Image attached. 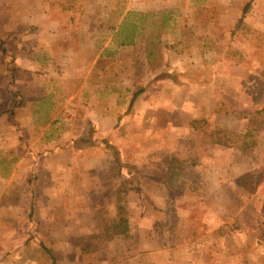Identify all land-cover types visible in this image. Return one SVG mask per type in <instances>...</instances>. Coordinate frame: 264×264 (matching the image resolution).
<instances>
[{"label":"crops","instance_id":"1","mask_svg":"<svg viewBox=\"0 0 264 264\" xmlns=\"http://www.w3.org/2000/svg\"><path fill=\"white\" fill-rule=\"evenodd\" d=\"M123 1L128 4L124 13L136 9L145 12L144 9L156 3L163 13L167 9L193 8L204 10V15L193 16L186 23L185 18H179L176 33L156 34L152 31L141 35L145 37L143 40L125 35L124 40L116 41L115 36L120 32L116 27L112 39L105 43L109 21L105 19L107 17L112 20L109 23L116 24V0H84L82 13L89 27L74 28L70 38L60 28L59 4L50 6L47 3V8H43L47 11L44 18L33 23L55 25L56 38L53 32L38 34L40 54L35 57V62L40 65L47 59L51 63L55 59L61 66V74H56V80L49 77L38 82L33 78V84H57L54 103L58 107L70 105L80 111V115L73 117V122L86 126L78 132L87 141V148L83 150L87 156L83 170L92 172L88 185L97 187L103 196L96 201L112 205L108 210L112 221L116 214L118 164L116 154L103 144L110 134L114 139L116 132H120V136L122 132L129 140H144L147 146L155 148L135 151L131 155L133 158L129 157L132 170L126 175L128 179L136 174L134 164L144 163L143 168L148 171L152 162L157 164L164 156L187 162L184 170L195 171L199 178L193 184L195 193H189L190 196L183 193L178 200L175 240L167 245L165 236L158 235L154 227L164 218V212L153 211L148 204L143 212H134L136 202L146 201H139V197L129 191V231L125 238L128 242L116 235L104 239L108 232L102 224L95 228L98 225L93 220L95 208L90 205L81 213H85L88 220L87 232L100 236L97 246H63L64 254L57 257L51 246L41 244L36 211L40 199L34 184L31 187L23 179L18 182L8 179L0 182V264H264V150L258 146L255 151L246 149L228 143L230 140L218 144L216 140L218 130L227 134V131L233 132V126L239 121L246 132L250 112L264 107V99L250 104L245 91L249 87L247 84H264V0H195L193 3L159 0L153 4ZM246 5L248 12L241 17ZM168 20L167 17L158 18L159 28ZM186 25L191 27L190 33ZM170 43L174 48L172 51L167 50L170 45L166 47ZM157 45L158 49L164 50L163 61L156 65V57H161L154 54ZM106 47L110 49L106 51ZM115 58L116 70L109 68L112 63L103 66L105 59ZM139 69H143V76ZM109 71L113 73L111 80L106 79ZM65 84L76 85L69 88ZM135 85L142 91L127 112L130 100L137 92L133 93ZM33 88L34 97L36 91L37 98L44 95L47 101L52 99L48 90ZM41 99L46 101L43 96ZM223 104L230 106L228 112L220 110L219 105ZM53 121L50 116L42 122L44 131L41 134L46 136L44 143L58 145L64 140L69 141L66 148H72V139H77L74 134L59 130V126H55L52 135L45 132ZM73 127L70 131L75 133ZM42 157L35 159L36 163L32 159L29 165L39 167ZM49 159L53 164L50 169L57 170L55 156ZM23 167L25 157L17 161L14 172L25 171ZM144 179L148 180V177ZM243 179L248 182L244 183ZM13 184L20 185L19 194L24 192L20 196L21 203H16L13 195L9 196ZM107 188L112 192L109 196L105 194ZM83 197L88 203H94L89 194ZM169 197H159L157 202L165 203ZM48 199L51 202L54 198L48 195ZM67 200L71 201L64 199ZM189 204H192L191 209ZM30 216H34V222L37 219L36 235L31 234L33 223L26 220ZM42 245L47 250H42Z\"/></svg>","mask_w":264,"mask_h":264},{"label":"rangeland","instance_id":"2","mask_svg":"<svg viewBox=\"0 0 264 264\" xmlns=\"http://www.w3.org/2000/svg\"><path fill=\"white\" fill-rule=\"evenodd\" d=\"M135 1L137 4L143 2H152L153 4L159 0ZM189 1L193 3L195 0ZM47 3L50 6H54L55 3L59 4L60 28H63V32H65L69 38L72 36L71 32L74 28L78 26L82 28L84 25H87L83 17L84 13H82L84 0H0V40L3 41V48L6 52L4 54L2 48H0V182L8 179L18 182L20 179H23L26 183L29 182L31 187L33 186L32 184H34V189L40 199L36 211L37 219L40 221L41 244L44 243L46 246H51L53 254L60 257L64 254L63 246L96 247L98 242L97 239L98 237L100 238V236H97V233L87 232L88 228L86 226L88 220L85 213L82 214L81 212L90 205L93 206L95 208L93 220L95 223L98 222L95 228H100V224H102V226L104 225V231L108 232V228L112 223V217L108 213V210L112 205L104 202H97L96 200H99L100 197L103 196L99 193L100 191H97L99 190L97 187L88 185V181L91 183L90 178L92 172L83 170V165L87 158L83 150L87 148V141L84 139L83 134L78 133L81 132L80 128L83 130L86 126L85 123L79 124L80 122H78L75 124L73 122V117L80 115V111L76 107L70 105H61L58 107L56 105L57 103H54L53 99L57 97V92L55 90L57 84H33L34 79L38 82L42 79L47 80L49 77H51L52 80H56V74H61V66L57 65L55 59L51 60L52 63L50 61L48 62L47 59L46 63L40 65L35 62V57L40 54L38 45L41 38L38 34L55 33V25L51 27L49 24L43 26L34 25L33 23L34 20L38 18H44L47 11L43 8H47ZM127 5V1L116 0V24L109 23L112 22V20L106 17L105 20L109 21L106 25L107 30L104 35L105 43H107L110 38L112 39V34H114L113 30H115L116 27H118L120 31L117 33V36H115L116 41L124 40L125 35L133 36V38L140 37L143 40L145 37H141V35L152 31L156 34L160 32H165L170 35L176 33L178 29L177 20L179 18H185L186 23L188 19L193 16L200 17L204 15L202 12L204 10L193 8L167 9L166 13H163L162 9L157 8L156 3H154L151 8L144 9L145 12L136 9L135 11L131 10L124 13L127 9ZM49 11L51 12L52 8H50ZM208 13L209 10H207L206 14ZM121 16H123V19L120 20ZM157 17H167L169 20L166 25L159 28ZM120 21L121 23L119 24ZM87 27H89V25H87ZM189 27L188 25L185 26V28L189 29L190 33L191 27ZM43 29L46 31H43ZM53 36L56 38L55 34ZM48 38L47 35L46 39ZM53 42L56 43V40H53ZM168 45H170V48H167V50L172 51L174 49L172 44H166V47H168ZM108 49H110V47H106V51ZM154 50V54L161 56L156 57L157 65L160 60L163 61L162 56L164 49H158L157 45ZM111 63L113 66L111 65L109 68L112 69V71L113 68L116 70V58L115 60L105 59L103 66H108ZM112 71L106 72V79L111 80L113 78V73H110ZM138 71L141 73L140 75L143 76V69H139ZM65 85H68L69 88H73L76 84ZM34 86L48 90L52 99L47 101L45 99L46 96L42 95L46 100L44 102L41 99L42 96L37 98L36 91L34 97ZM106 86H110V84H106ZM247 86L249 87L245 91L249 97L248 100L250 104L264 99V84H247ZM133 88H135L133 93L135 90H140L139 85H135ZM15 92H17V94L13 95ZM133 93H131V95ZM229 107V105H219L221 111L226 110L228 112L227 109ZM232 109L235 111V107H232ZM249 110L251 111L252 109L249 107ZM50 116L54 121L46 128L49 130L45 129V132H49L52 135L54 134L55 126H59V130H64L65 133L71 135L74 134L77 139H72V148H66V146L69 145V141L65 142L64 140L58 145L44 143L46 136L41 134V131H44L42 122ZM57 121H59V124H56ZM239 124H241L240 121L233 126L235 131H227L228 134L226 133L224 135L226 136V140L231 141L228 143L246 147V149L252 148L254 151L257 146L261 150H264V107L260 111L253 109V111L250 112L246 132L244 131L245 128H241ZM72 126H74L73 129L76 130L75 133L70 131ZM119 134L120 132H116V138L114 139L112 138V134H110L103 142L110 151L116 154V164H118V169L116 170V190L120 189L121 186V188L126 190L125 194H127V196L132 191L133 194L139 197V201L141 199L146 201V203L142 201L136 202L135 205H137V207L135 210L137 211L134 210V212H143V208L147 204L151 206L153 211L158 213L160 211L162 213L164 212V218L156 222L154 227L158 235L162 238L165 236L166 244L171 245L176 236V212L180 205L178 201L180 195L183 193L188 195L189 193L190 195L195 193L196 188L193 184L196 182L195 179H198L199 176L195 171L189 170L187 172L185 171V174L178 178L175 184H161L166 173V168L163 165L164 156L157 164L152 162V167L150 166L151 169L149 168L148 171L144 170V163L134 164L137 166V171H135L136 174L133 177L130 176L128 179L126 175L132 170L129 168V166H132L129 164V157L133 158L131 155H133L135 151L141 149L143 151H152L155 150V148L150 147L151 145L147 146L144 140H140L139 142L137 139L136 142H134L124 137L122 132V136ZM216 140L217 142L224 141L221 135H218ZM114 142H116V145L113 146V144H115ZM91 143L93 144V141ZM108 143L112 144L109 145ZM132 143H134L133 146H131ZM139 145L140 148H138ZM34 150L36 153H32ZM250 152H252V150ZM258 154H260V152ZM40 156L43 157L39 167L38 165H29L32 159L34 163H36L35 159L37 160ZM54 156L57 163V170L55 171L50 169V166L53 167V164L49 159ZM24 157L25 167L23 168H25V171L21 172L22 170H16L14 172L17 161ZM12 172H14L13 177ZM145 176L148 177V180L144 179ZM243 182L247 183L248 179H243ZM12 186L14 188L13 190L10 188L12 191H10L11 193L9 196L13 195V199L17 201L16 203H21L22 200L20 196L24 192L18 193L19 184H13ZM109 189L110 188H107V190H105L107 196L112 193ZM29 192L30 191L27 190V193ZM88 194L94 203H88L86 198L83 197ZM48 195H52L54 198L51 202L48 199ZM166 195L170 197L165 203L157 202V198L160 197L165 199ZM66 198L71 199L72 202H68V200L67 202L64 201ZM191 206L192 204L188 205L190 209ZM49 207L51 208L50 210H52L50 211L52 214L51 220L47 217ZM70 209H72V213H70ZM30 217L31 218L26 220L31 224L33 223V233L31 232V234L36 235L37 230H34V226L37 223V219L34 222V216ZM164 220H166L167 223ZM71 224L72 227H70ZM31 234L30 236H32ZM112 235L108 232L104 235V239ZM124 242H128V239H125ZM128 244L129 243H127V245ZM42 250H47L44 245H42Z\"/></svg>","mask_w":264,"mask_h":264},{"label":"trees","instance_id":"3","mask_svg":"<svg viewBox=\"0 0 264 264\" xmlns=\"http://www.w3.org/2000/svg\"><path fill=\"white\" fill-rule=\"evenodd\" d=\"M60 1V0H56ZM249 6L246 5L242 10L241 17H245L246 13L248 12ZM242 18L239 20L237 26L239 23H241ZM4 44L3 41L0 40V48H2V52L5 54V50L3 48ZM142 90H139L136 92V94L133 95V97L130 100L128 110L131 109L132 104L135 100V98L141 93ZM17 92L13 93V95H16ZM21 100V98H20ZM217 136L221 135L223 137V140H226V136H224L226 133L222 132L221 130H218L216 132ZM228 141V140H226ZM221 142H218V144ZM227 145V144H225ZM229 146V145H227ZM163 165L166 168V173L163 178V183L173 185L177 181L178 178L182 177L185 174L184 165L187 163L186 161L179 160L175 157H165L163 160ZM126 190L123 188L116 190V214L115 218L113 219L111 225L108 228V232L111 233V235H116L117 237L127 238L128 237V231H129V224H128V207H127V194H125Z\"/></svg>","mask_w":264,"mask_h":264}]
</instances>
